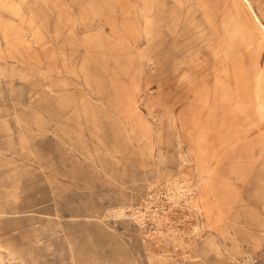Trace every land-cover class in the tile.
I'll list each match as a JSON object with an SVG mask.
<instances>
[{
  "label": "rangeland",
  "instance_id": "rangeland-1",
  "mask_svg": "<svg viewBox=\"0 0 264 264\" xmlns=\"http://www.w3.org/2000/svg\"><path fill=\"white\" fill-rule=\"evenodd\" d=\"M263 1L0 0V264H264V195L208 226L165 98ZM192 78L213 141L233 100Z\"/></svg>",
  "mask_w": 264,
  "mask_h": 264
},
{
  "label": "crops",
  "instance_id": "crops-1",
  "mask_svg": "<svg viewBox=\"0 0 264 264\" xmlns=\"http://www.w3.org/2000/svg\"><path fill=\"white\" fill-rule=\"evenodd\" d=\"M257 12L259 26L253 18L251 25L228 33L233 34V38L212 44L210 49L219 53L213 54L217 58L207 72L189 69L187 62L173 65L167 58L165 62L166 67H175L166 74L171 86L165 91V98L168 106H176L182 140L201 181L198 204L208 226L219 227L244 197L264 195V1ZM212 31L215 35L217 30ZM221 34L225 32H219ZM177 47L172 45L171 51ZM195 50L201 52L194 60V66L199 67V62H205V45L198 43ZM177 60L183 58L176 57ZM189 75L193 81L200 77V83L206 76L211 77L214 88L219 81L225 86L221 91L224 97L233 100L227 113L229 122L220 129V136L215 134L213 141L203 140V128L210 113L202 106L206 98L200 91L202 86L183 84L182 80ZM178 82H181L180 87ZM221 92L214 89L212 98L221 97ZM215 115L218 121L220 112L217 110ZM199 138L200 147L206 153L194 158L190 151L196 150ZM248 200L253 202V199Z\"/></svg>",
  "mask_w": 264,
  "mask_h": 264
},
{
  "label": "bare ground",
  "instance_id": "bare-ground-1",
  "mask_svg": "<svg viewBox=\"0 0 264 264\" xmlns=\"http://www.w3.org/2000/svg\"><path fill=\"white\" fill-rule=\"evenodd\" d=\"M249 5V7H250V4H248ZM253 14H255L254 12H253Z\"/></svg>",
  "mask_w": 264,
  "mask_h": 264
}]
</instances>
